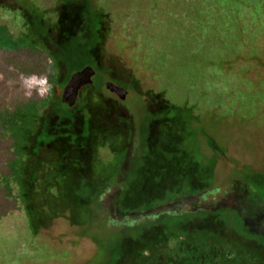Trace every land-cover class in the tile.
Returning <instances> with one entry per match:
<instances>
[{"label":"rangeland","instance_id":"1","mask_svg":"<svg viewBox=\"0 0 264 264\" xmlns=\"http://www.w3.org/2000/svg\"><path fill=\"white\" fill-rule=\"evenodd\" d=\"M30 1L59 26L51 30L48 43L74 30L62 48L77 42L80 50L89 48L96 42L90 23L105 22L98 38L101 32L104 37L94 55L98 66L106 69L104 83L119 86L125 96L119 99L103 83L100 90L92 88V78L85 89L87 110L75 119L74 131L63 121L53 123L52 134L58 139L41 146L37 157L42 160L50 153V164L58 168L51 172L57 184L53 182L42 193L39 205L45 207L40 227L33 233L17 189L8 180L20 158L12 140L19 134L8 139L3 132L10 112L21 108L39 112L47 106V94H25L23 77L46 76L50 91L59 99L67 82L54 86V74L63 79V69L51 65L38 45L21 42L26 27L16 8L19 5L0 0V264H113L112 259L120 256L118 246L111 259L105 250L116 239L101 240L103 249L95 255L93 239L76 235L81 202L75 190L89 182L96 186L101 180L103 189L108 186L100 199L102 212L113 220L120 215L137 220L162 211L211 209L194 214L193 219L208 222L206 226L217 234L219 255L225 247L229 252L228 257L212 258L215 264H264V200L240 180L238 170L245 165L264 174V97L245 88L240 77L246 75L263 87L264 64L253 65L256 61L252 60L249 68L246 60L253 54H241L236 60L227 47L230 24L244 19L248 1ZM86 4L92 5L90 12L98 6L93 15H86ZM182 105L194 106V113H185ZM59 151L66 158L56 157ZM62 161L65 169L60 168ZM62 172L67 176L63 178ZM91 174L99 175L97 182ZM112 177V182L105 181ZM185 180H201L211 187L135 209L169 196L165 190L171 182L184 184ZM118 197L124 200L125 211L118 207ZM235 212L242 227L225 229L227 214ZM191 231L200 230L192 226ZM122 234L135 233L124 230L114 237ZM166 254L159 259L156 254L155 259H119L116 264H183L189 259Z\"/></svg>","mask_w":264,"mask_h":264},{"label":"trees","instance_id":"2","mask_svg":"<svg viewBox=\"0 0 264 264\" xmlns=\"http://www.w3.org/2000/svg\"><path fill=\"white\" fill-rule=\"evenodd\" d=\"M14 1L19 5L16 7L20 10L19 14L25 19L24 26L26 27V30L24 31L21 42L23 41L24 45L29 46L38 45L37 47L45 51V57L49 63L51 65H56L57 69L61 67L64 71V76L61 80L59 73L57 74L58 76L54 74V86L57 88L62 87L74 72L80 71L85 66L89 65L95 68L96 72L93 77L94 83L92 88L94 87L100 90L102 83L104 84V81L108 79V76L105 72L106 69L98 66L94 50L102 43L104 33L101 32V37L98 38V36H100V29L103 31L105 28V22L102 20L99 22L98 20H95L93 23L91 21V28H93L96 34V42H91L92 44L89 48L85 47V50H80L81 46L78 42L72 43L70 47L68 45L66 48H62V44L68 41L66 38L72 36L74 30L70 31V33H67V31L64 32L60 41L53 40V44H50L47 39L52 37L51 34L53 32L51 30L53 28L56 29V31L58 30V24L43 17L32 1ZM247 1L248 4H246L244 8L246 12L244 19L242 21H234L230 24V36L227 40V47L233 52L231 55L234 56L236 60L241 58V54H243L242 57H245L247 54H253V56L248 57L251 60H246L250 63L249 68H251L252 64H264V0H260V2L258 0ZM86 7V15L90 16L95 13L98 6L96 8L94 7L95 11H92L93 13L90 12L92 5L89 6V4H86ZM256 7L258 8L256 9ZM99 13L100 16L103 15L100 9ZM27 15H29V17ZM25 16H27L28 19ZM252 60L256 61V63L251 64ZM240 77L245 83V88L264 97V86L262 87L259 83L252 82L246 75H241ZM88 87V85L83 87L78 96V102H74L71 106L64 103L61 98L59 99L56 94L50 91V93L47 94L48 102L44 110L35 112L25 109L26 111L23 112V109L21 108L19 111L9 113L11 124H7L3 135L9 139V137H14L15 133L19 134L17 140H12L14 151H19L21 159H17L14 165V172L8 175V180L12 181L17 189L20 203L26 213L29 229L33 233H35L37 228L40 227L38 220L41 216V209L45 207L43 206L40 208L41 206L39 205L42 193H47L51 185L57 184L56 181L53 180L54 176L51 172L58 169L57 166L55 167L50 164V153L46 154L42 160L37 157V154L41 146H50L53 144V140L57 138L55 134H52L55 126L53 123L63 121L65 125L68 124L69 126H72L74 131L75 119L79 115L82 117V113L87 110V100L85 99V96ZM181 109H183L185 113H194V106L182 105ZM78 132L79 131H77V133ZM64 138L67 139L66 137ZM64 153L65 152L63 151H59L58 156L56 157L60 156L66 158V153ZM64 165L65 161H62L60 168L65 169ZM87 166H89L88 168L91 167V159ZM238 170L242 173L240 180L264 200V174H260L258 171L245 165L238 168ZM62 174L63 178L67 176L64 172H62ZM91 175L92 177H95L97 182L99 175ZM114 178L115 177H112L105 181L110 183ZM101 181L96 186H92L90 182L81 184L75 190L76 197L78 201L81 202L78 208V234L76 233V235L93 239L97 246L96 252L94 253L95 255L100 254L103 249L102 245H100L101 240H109L112 242V240L116 239L114 246L112 247L111 244L109 245V248L105 250V256H108V259H111L115 248L118 246L120 256L112 259L113 264H116L119 259L121 261L125 258L155 259L154 254L157 255L156 259H159L160 254L166 253L169 258H189L183 264H215L212 258H225L226 256H229L226 247L223 255H219L217 250L218 247L216 246L218 236L214 231L210 230L211 228L209 226H206L208 222L205 223L204 221H201L196 223L193 219L194 214L209 212L211 209L196 211L180 210L178 212L162 211L157 214L140 217L137 220L129 219L127 216L120 215L119 219L113 220L102 212L100 199L103 190H106L108 186L106 189H103L102 185L104 183ZM184 182V184H181L182 182L177 184L171 182L169 188L165 190L166 195L168 194L169 196H161L154 202L146 203L143 207L135 209H145L147 207L156 206V204L166 200L206 192L209 191L211 187L209 184L201 180H185ZM180 191L182 192L180 193ZM178 193L180 194L178 195ZM123 202L124 200H120L118 197V207L121 211L126 210ZM72 204H74V201ZM130 209L135 210L134 208ZM225 220L229 225L225 229L232 226L231 229L234 230L239 227L241 228L243 225L241 217L236 212L234 214H227ZM192 226L197 227L200 231H196L197 233L194 234L191 231ZM124 230L134 231L135 234H122L119 238L114 237V233H123ZM262 239L264 240V237ZM201 258H205L207 262L203 263ZM88 262L89 261H86L83 264H90Z\"/></svg>","mask_w":264,"mask_h":264},{"label":"water","instance_id":"3","mask_svg":"<svg viewBox=\"0 0 264 264\" xmlns=\"http://www.w3.org/2000/svg\"><path fill=\"white\" fill-rule=\"evenodd\" d=\"M95 71L94 69L87 65L82 70L74 72L70 78L69 81L64 88L63 94L61 96V100L66 103L67 105L71 106L74 101L75 97L77 95V90L86 83H89L91 81V77L94 75ZM104 87L109 90L110 92L117 95V97L121 100L124 99L125 92L117 85L113 84L110 81H106L104 83Z\"/></svg>","mask_w":264,"mask_h":264},{"label":"clouds","instance_id":"4","mask_svg":"<svg viewBox=\"0 0 264 264\" xmlns=\"http://www.w3.org/2000/svg\"><path fill=\"white\" fill-rule=\"evenodd\" d=\"M21 86L27 96L33 93L43 97L50 92L51 85L46 76H39L36 74L23 77Z\"/></svg>","mask_w":264,"mask_h":264},{"label":"flooded vegetation","instance_id":"5","mask_svg":"<svg viewBox=\"0 0 264 264\" xmlns=\"http://www.w3.org/2000/svg\"><path fill=\"white\" fill-rule=\"evenodd\" d=\"M95 71V70H94ZM96 73V72H95ZM94 73V74H95ZM94 77V75L91 77V81L89 82V83H86L85 85H89L91 82H92V78ZM69 81V80H68ZM68 81H67V83H68ZM67 83H66V85H67ZM66 85L64 86V87H66ZM85 85H82L78 90H77V92L76 93H79V91H80V89H82V87H85ZM64 89V88H63ZM64 91V90H63ZM63 91H62V94H63ZM62 96V95H61ZM76 97H77V95H76ZM76 97H75V100H76ZM75 102V101H74Z\"/></svg>","mask_w":264,"mask_h":264}]
</instances>
